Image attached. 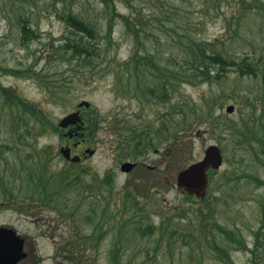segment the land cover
<instances>
[{
	"label": "rangeland",
	"instance_id": "obj_1",
	"mask_svg": "<svg viewBox=\"0 0 264 264\" xmlns=\"http://www.w3.org/2000/svg\"><path fill=\"white\" fill-rule=\"evenodd\" d=\"M69 12L96 27V37L88 38L99 45L97 51L102 54L87 71H81L88 77L76 84L73 95L55 103L35 76H0L5 86L42 109L51 122L42 130L43 126H36L33 119L31 130H20L16 127L19 116L0 104V201L10 196L12 200L6 204L22 202L17 208L1 206L0 223H15L30 235L36 233L38 225L46 229L41 242L46 255L54 254L58 243L60 248L66 249L68 243L78 251L92 246V250L77 253L91 255L92 264H116L114 256L120 259L117 264H264V0H0V68L75 71L82 60L74 58L70 62L71 50L64 54L60 48L78 37L63 18ZM127 16L143 28L138 41L140 55L151 52L157 65L159 62L171 75L179 73L176 78L171 76L176 87L166 98L159 99L146 91L161 82L153 64L149 70L140 64L133 76L121 66L137 50L125 26ZM110 18L115 20L111 35ZM25 19L37 36L23 38ZM190 41H212L226 58L240 60L249 56L256 74L242 75L236 66L223 72L219 64H210L213 78H196L194 72L183 68L190 56L186 48ZM117 71L122 76H117ZM128 85L134 92L128 91ZM158 91L162 95L160 87ZM83 100L91 105L81 110L92 116L99 113L100 127L93 133L91 121L85 120V136L73 143L53 125L58 126ZM229 104L235 106L232 113L226 110ZM192 109L198 114H193ZM188 112L189 120L181 119ZM120 119L130 121V125L139 124L141 130L167 122L169 132L167 135L161 129L157 146L123 159L117 144L118 129L111 128V121ZM169 136L176 137L175 141H170ZM67 143L73 154L82 156L81 178L75 180L72 174L74 181L64 195L57 193L59 184L52 182L54 196L38 198L40 205L27 206L31 200L23 192L29 183L24 180L20 182L22 189L15 187L10 170L21 169L22 162L29 164L25 158L36 159L37 153L51 171L69 167L70 162L61 153ZM211 144L221 147L223 165L212 180L209 177L203 200L188 197L176 185L177 173L202 159ZM9 146L20 147L14 158L6 154ZM87 147L95 149V153L84 156ZM134 159L139 162L137 167L129 173L122 172L123 161ZM151 165L156 175L145 170ZM109 172L115 176L113 196L103 195L108 192L104 186L101 193L91 190L88 184ZM19 180L17 176V185ZM6 187L13 189L14 195H8ZM126 188L137 193L140 204H127L123 210ZM134 209L138 218L132 214L133 219L127 223H154L157 228L143 237L137 231L128 233L125 237L129 236L130 243L116 249L123 232L133 230L132 224L126 228L118 220ZM18 214L21 220L15 218ZM50 223L57 228L54 233L48 229ZM217 223L228 228L231 235L222 233ZM94 230L105 232L100 242L84 238ZM175 230L177 236L172 238L169 233Z\"/></svg>",
	"mask_w": 264,
	"mask_h": 264
},
{
	"label": "trees",
	"instance_id": "obj_2",
	"mask_svg": "<svg viewBox=\"0 0 264 264\" xmlns=\"http://www.w3.org/2000/svg\"><path fill=\"white\" fill-rule=\"evenodd\" d=\"M115 11V8H114ZM119 17H124L122 14L118 15ZM63 18L66 19V21L75 29V31L78 33L77 39H70L66 44H64L62 47V52L64 54L68 53L69 50H71V54H69L68 60L71 62L74 58L77 60H82L80 63H78L75 66V71L73 72H53V71H46V69L36 70L32 67H7V68H0V76L3 74L8 73H28L30 76L37 77V80L40 84V86L43 88V90L47 93L50 100L55 103H60L62 100L70 97V95L74 94V90L76 88V84L79 83L83 77H88V75L81 73V71H87L90 64L96 60V58H101L102 54L97 51L98 44H94L93 42L89 41V38H95L97 29L95 26L91 25L90 23L87 24V21L83 19L80 15L69 12L66 15H63ZM115 20L113 18H110L108 21V30L111 32L114 28ZM126 29L127 32L134 38V45L137 47V50L134 54L131 55L130 59L125 62V64L121 66H125L124 70L128 73L130 72V76H133L136 74L137 69L141 68L140 64L147 65L148 70L150 69L149 65L150 63L155 66V71L157 70V76L156 78L161 81L160 85H156V87H147L146 91L150 92L153 96H158L159 99L168 97L170 90L175 89L176 85L172 83L174 82V79L172 78V81H170L171 76L176 78V75L179 74L178 72H173L172 75L170 71L166 68L161 67L160 63L158 62V65L156 62H154L153 56L150 57L152 54L151 52H148L145 54V56L140 55V44L138 41L141 39V33L143 28L140 27V24H138L132 17L127 16L126 17ZM22 33L23 38H30L32 35L37 36L34 29L31 28L28 24V19H25L22 25ZM190 45L186 47L189 51V58L185 60V63L187 65H183V68H185L186 71H191L195 73L196 78H200L202 80H210L213 78L210 64H219L222 68L223 72L227 71V67H238L240 69L241 74H256V69L253 62L250 60L249 56H245L241 58L240 60H236L234 58H226L222 53L216 50L214 46V42L212 41H190ZM93 46V47H92ZM150 51V50H148ZM92 52V53H91ZM88 61V62H86ZM132 64L134 65V68L131 69ZM146 70V71H148ZM144 75V74H143ZM148 75V74H147ZM117 76H122L120 71H117ZM142 76L140 75L139 79ZM184 81V80H182ZM161 88L163 90L162 95L158 94V88ZM128 91L134 92V88L132 85H128ZM0 104L4 106V108H7L8 111L11 112L13 115H18L17 118V124L16 127L19 129L24 127L29 130L31 128L29 127L31 121L34 119V124L36 126H43L42 130H44L45 126L47 124H51L49 121L46 113L39 109L35 104L31 103L30 101L26 100V98H23L21 95L16 93L12 88L5 86L1 80H0ZM91 111H95L93 108ZM196 109H192L193 114H198L195 112ZM195 116V115H193ZM99 113L96 116H92L89 112L87 114L83 113V118L85 120H90V126L91 131L93 133H96L100 127L99 122ZM189 112L184 114L181 119H188L189 120ZM130 122V121H129ZM128 121H124L122 119L120 120H112L111 121V128L118 129L117 133L119 134L120 138L118 141L119 148L121 151V156L123 159L133 158L134 156H139L142 153L146 152L149 147H155L157 146V138L160 137V130L164 131L168 135V125L167 122H164L160 125L158 128H153V126L147 125L142 130L141 127H139V124H129ZM12 125V124H11ZM162 126V127H161ZM13 127V125H12ZM54 129L60 130L61 128L57 125H53ZM167 129V130H166ZM169 129L171 127L169 126ZM23 130V129H20ZM86 132H81L80 136H85ZM23 138L29 139L27 135H22ZM175 138H172L169 136L170 141H175ZM50 146H47L45 148L46 150ZM31 148H28L27 151H30ZM20 150V147L16 146H9L8 153L9 157H15V155L18 154V151ZM49 154V153H48ZM47 155V154H45ZM42 156L37 153L36 159H30L25 158L29 164L25 163L26 165L21 163V169L17 168L15 172H13V169L10 170V175L13 180V185L15 187H20L22 189V186L20 185V182H24L26 180V183H29L27 186L25 192H23V195L26 196V198H30V202L27 203V206H36L40 205V203L36 200L38 198H44V197H52L56 193L53 192L55 190H51L50 186L53 184L52 182H56L59 184L58 186V192H64L62 195L66 194L65 191L68 190L70 185L73 183L74 179L72 177V174H75V180L81 178L80 172H79V166L81 165V162H70L69 167H64L57 171H51L50 166L48 167V162H41ZM137 161V159H134ZM7 161V160H6ZM15 161V160H13ZM12 160L7 162H13ZM23 161V160H22ZM138 162V161H137ZM49 165V164H48ZM185 167V166H184ZM77 168V169H76ZM75 169V170H74ZM74 170V171H73ZM153 174L155 173V168L151 169H145ZM25 173V175H24ZM216 173V171H211L209 173V177H211ZM19 176V184H16V177ZM115 180V176L113 173L109 172L107 173L104 178H101V180H97L94 182H90L88 185L91 188V190L96 189L100 193L103 190V186L107 187L108 192H103V195L107 196H113V190H112V184ZM112 186V187H111ZM9 189L10 194L8 195H14L13 189ZM15 191V190H14ZM139 191V190H138ZM188 197H195L194 195L187 194ZM10 198V196H9ZM7 202H0L1 206H11L15 205L17 202L6 204ZM22 204V203H21ZM131 204V206H138L140 204L137 193L133 192L129 188H126V200L123 202V210L125 209V205ZM131 208H129V211ZM128 211V208H127ZM95 213V211H92ZM117 213H114L112 215H115ZM132 214H136L137 211L133 213L127 212V215L123 218V215L120 220H118L124 227L128 228L127 224H132L133 230L127 229L128 231L123 232L122 238L120 240V244L116 242V249L121 248V244L123 245L129 242V236L125 237L128 233L132 231H137V234H139L141 237L144 235H151L156 230V225L154 223L146 224V223H127V221L133 219ZM131 216V217H130ZM127 217V218H126ZM92 218V216H91ZM113 218L110 216V219ZM138 221V220H137ZM218 224V227L220 228L222 233H225L227 235H231V231L224 227L223 225ZM118 226V225H117ZM120 227V225H119ZM172 238H175L176 230L171 231L169 233ZM105 235V232L98 233L97 230H94V232L91 234V236H84V238L90 240L89 242L94 243L100 242L101 238ZM97 238V239H96ZM125 238V240H124ZM163 238V235H162ZM69 242V241H68ZM94 245V244H92ZM95 248L98 245H94ZM244 246V245H243ZM244 248H247V246H244ZM157 250V248H156ZM151 251L148 250L147 255H150ZM120 259L117 256H114V263H119Z\"/></svg>",
	"mask_w": 264,
	"mask_h": 264
},
{
	"label": "flooded vegetation",
	"instance_id": "obj_3",
	"mask_svg": "<svg viewBox=\"0 0 264 264\" xmlns=\"http://www.w3.org/2000/svg\"><path fill=\"white\" fill-rule=\"evenodd\" d=\"M68 131L69 133L75 134L77 128L75 126H70L66 128L63 133ZM76 143L74 137H70ZM12 199H4L3 201H11ZM21 215V214H20ZM19 214L16 215V219L21 220L22 217ZM25 216H27L25 214ZM39 221V220H37ZM38 224H42L39 223ZM49 225V224H47ZM51 225V223H50ZM49 225V226H50ZM48 229H51L52 233L55 232V227L52 225ZM36 233L32 235L28 233H23L15 223H0V264H92L90 256H81L77 253L85 250H92V246L89 249H76L72 247L71 244L66 243V249L60 248L59 243L55 244L56 251L54 254L46 255L43 249L42 240L47 235L45 231L37 226ZM12 229L14 233H8L6 230ZM48 232V231H47ZM80 257H82V260ZM61 258L63 260H61ZM90 263H89V261ZM61 260V261H60Z\"/></svg>",
	"mask_w": 264,
	"mask_h": 264
},
{
	"label": "water",
	"instance_id": "obj_4",
	"mask_svg": "<svg viewBox=\"0 0 264 264\" xmlns=\"http://www.w3.org/2000/svg\"><path fill=\"white\" fill-rule=\"evenodd\" d=\"M89 107L90 102L88 100H83L79 103V107ZM235 109V106L230 104L227 107V111L232 113ZM83 117L80 110H76L65 115L59 125L62 128H67L70 125H76L78 129L83 128ZM72 136V135H71ZM95 149L91 147H87L85 150V154L89 153L90 155L95 153ZM61 152L64 156L71 160L78 162L81 160V156L78 154L72 155L71 148L67 146H63L61 148ZM223 164V154L221 148L218 145H210L205 152V156L203 159L193 162L189 164L187 167L181 169L177 174V186L184 190L189 194H195L199 198L203 199L206 197L208 193L209 187V169H218ZM135 162L125 161L121 165V169L124 172L131 171ZM8 233H14V230L8 229L6 230Z\"/></svg>",
	"mask_w": 264,
	"mask_h": 264
}]
</instances>
